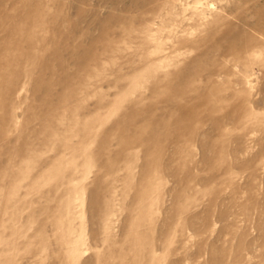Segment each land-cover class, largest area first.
I'll use <instances>...</instances> for the list:
<instances>
[{
	"label": "rangeland",
	"instance_id": "1",
	"mask_svg": "<svg viewBox=\"0 0 264 264\" xmlns=\"http://www.w3.org/2000/svg\"><path fill=\"white\" fill-rule=\"evenodd\" d=\"M0 264H264V0H0Z\"/></svg>",
	"mask_w": 264,
	"mask_h": 264
}]
</instances>
